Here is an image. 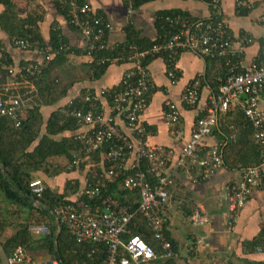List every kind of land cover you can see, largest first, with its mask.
I'll return each instance as SVG.
<instances>
[{"label":"built area","instance_id":"built-area-1","mask_svg":"<svg viewBox=\"0 0 264 264\" xmlns=\"http://www.w3.org/2000/svg\"><path fill=\"white\" fill-rule=\"evenodd\" d=\"M127 1V0H122ZM212 9L207 19H194L188 15H176L167 18L173 31L163 37L147 51L135 53L130 59L133 65L121 79V89L112 96L111 111L107 116L99 107L98 97L87 94L82 100V109L76 100H69L60 113L71 117L76 127L88 128L86 134L76 137L86 153H94L106 148L103 161L107 163L104 171L98 175L94 183H89L83 192L89 201L94 203H70L56 208L54 215L60 224L73 235L78 245H90L86 260L79 264H150L157 259L174 257L173 246L165 234L168 220L165 216L170 200V191L174 180L167 169L173 158V150L164 146H151L146 141V130L140 123L141 114L147 109L149 99L156 87L150 79L145 66L146 59L157 55L166 57L167 76L172 84L178 80V57L183 52H190L203 59L221 58L227 60L230 72L218 89L209 98L206 114L200 118L192 131L190 139L182 148L174 164L178 170L200 169L201 181L210 180L217 170L224 166L222 146L208 148L205 139L212 135L219 123V116L232 107L241 109L253 130V143L258 147L259 163L243 170L242 178L229 189L228 212L235 220L238 212L245 207L251 193L263 182L262 168L264 164V43L260 55L248 67H241V54L245 46L253 43L248 35L239 38V51L233 52V37L222 20L221 0H204ZM253 4L245 0H236L237 14L251 11ZM70 24L79 30L87 42L86 54L94 62L95 51L109 48L107 34L111 28L108 21L96 13L88 2L78 3L70 0L68 10ZM257 22L264 25V13ZM16 47L24 50L33 45L28 40L15 39ZM67 49L62 44L54 50H40L45 56L42 64L27 63L18 71L22 83L28 90L25 93L11 92L2 89L0 92V117L8 118L15 128H20L27 110L33 102L36 82L46 67L61 50ZM118 62L114 59L112 63ZM10 69L9 73L13 74ZM205 74H199L184 90L180 101L188 108H195L203 85ZM105 91L99 95L104 97ZM125 124L128 132L124 133L118 120ZM165 118L169 127H175L181 120L178 105L167 100L165 102ZM180 137L179 132H175ZM82 160L77 156L70 163L74 169ZM195 181V180H194ZM118 182L122 191L134 192L138 197V206L122 202L113 195H104L106 187ZM197 182V180L195 181ZM29 189L35 196L45 191L42 180L30 182ZM137 215L146 221L154 239L160 246L157 254L152 246L139 236H131L124 240L128 226ZM192 222L196 226L206 225L207 216L195 212ZM48 225H31L30 233L35 238L50 234ZM258 252H261L259 249ZM45 257L31 254L23 247H17L8 255H0V264H64L56 253Z\"/></svg>","mask_w":264,"mask_h":264},{"label":"crops","instance_id":"crops-1","mask_svg":"<svg viewBox=\"0 0 264 264\" xmlns=\"http://www.w3.org/2000/svg\"><path fill=\"white\" fill-rule=\"evenodd\" d=\"M13 1L20 17L26 18L29 14L41 17L35 31L46 47L50 48L52 38L57 34L70 48L64 59L53 65L51 73L54 79L61 80L64 85H71L67 97L54 106L39 107L34 102V96L29 107L30 109L36 106L40 110L44 124L42 134H46V124L54 111L65 106L69 100H77L84 109L81 100L89 93L98 97L99 107L96 111L101 110L105 115H111V102L107 96L114 90L121 89L122 76L133 65L130 62L122 64L114 62L99 80H91L92 60L86 54L87 42L80 31L69 24L59 10L56 0ZM83 1L88 2L96 13L110 24L111 28L107 34L109 47L125 42V29L129 25L139 31L141 39L155 41L158 37L157 15L161 11L181 10L194 19H207L212 14V9L204 0H157L135 10L122 0ZM245 1L252 3L254 8L247 11L246 16H242L237 14L236 0H221V17L233 37V52L239 51L238 40L241 36L248 35L253 39V43L245 46L242 51L239 62L241 67H248L258 58L264 43V25L257 22L258 17L264 13V0ZM3 11L4 7H0V15ZM15 39L0 26V60L7 55L13 62L8 71L10 69L14 71L13 74L9 73L4 84H0V92L2 89H8L21 93L27 87L22 83L16 70L27 63L42 64L45 61V56L40 50H23L16 47L13 44ZM178 68V80L172 84L167 76L166 62L162 57L154 59L147 66L156 89L149 99L147 109L140 116V123L147 132L146 141L149 145H160L173 150V158L167 172L172 174L174 184L170 191L168 206L165 208V216L168 220V235L177 245L174 257L157 259L150 264H264V252H251L247 247L248 242L264 234V164L262 185L251 193L247 204L238 212L234 221L228 212L229 189L241 180L243 170L227 165L225 156L228 157V163H231L236 158L251 160L254 153L250 150L249 143L248 147L244 145L247 138L252 143L253 136L252 132L244 135L245 130L250 132V129L243 126L241 109L237 107L230 113H222L217 128L205 139L208 148L222 146L224 151V166L219 168L210 180H200V169L188 171L174 167L179 153L191 137L196 122L206 114L209 98L214 93L209 78L214 79L222 71L218 61L211 62L190 52L179 55ZM199 74H205L206 83L200 92L196 107L188 108L181 103L180 98L186 87ZM102 91L106 92L104 97L99 96ZM167 100L175 102L181 112V120L175 127H169L166 122ZM117 120L123 132L127 133L125 124L118 117ZM88 131L86 127H76L72 131L57 135L54 139L60 140L63 137L76 139ZM175 132H179L180 137H176ZM235 151H239L238 157L233 153ZM52 161L64 164L63 159L59 157ZM85 167L81 166L74 170L64 165V170L56 172L53 177H48L42 172L34 175L42 179L48 187L62 193L70 181L80 182L82 188L86 186L87 172L94 171L95 166L87 161ZM56 170L55 166L54 169L51 168L50 173ZM195 212L204 213L208 223L202 226L194 225L192 216Z\"/></svg>","mask_w":264,"mask_h":264},{"label":"trees","instance_id":"trees-1","mask_svg":"<svg viewBox=\"0 0 264 264\" xmlns=\"http://www.w3.org/2000/svg\"><path fill=\"white\" fill-rule=\"evenodd\" d=\"M76 1L78 3L84 2L83 0ZM155 1L157 0H127L125 3L135 10ZM56 2L59 10L66 17L67 21L70 22V18L68 16L70 0H56ZM0 7H4V11L0 15V26L6 32L16 39L28 40L31 44H35L28 50H41L43 48H48L42 41H40V38L35 31L36 24H38L39 20H41V17H36L32 14H29L26 18L20 17L13 0H0ZM247 14L248 12L246 10L241 13L242 16H246ZM176 15H188V13L181 10H165L158 13V37L155 41L141 39L139 31L135 30L131 25L127 26L125 29V42L118 44L115 47H109L103 51L93 52L92 56L94 58V62L90 66L93 73L90 79L99 80L106 73L108 67L112 64L114 59H117L120 64L129 62L131 57H133L135 50L138 52L147 51L156 43L163 41V37L173 31L166 19ZM71 26L74 27L73 25ZM62 44L67 43L64 39H60V37L55 34L52 38V44L49 49L54 50ZM132 48H135V50ZM69 51L70 48L67 44V49L61 50V52L55 56L46 67L43 68L41 74L39 75L36 82V92L34 93V102L38 104L39 107L54 106L63 98L67 97L71 85H64L61 80L54 79L51 73L54 68L53 65L64 59ZM159 57H162L166 62L165 56L157 55L154 58L149 57L146 59L144 62L145 66L147 67L154 59ZM208 60L211 62L218 61L220 63V69H222L219 76L217 75L214 79L212 78V80L209 78L212 89L214 93L217 94L219 87L222 85L223 81L230 72V66L227 65L226 59L215 58ZM11 65L13 66L12 60L7 55H4L0 60V84H4L6 78H8V68ZM119 90L120 89H117L116 91L114 90L109 93L107 98L110 102L112 101V96ZM27 91V89H24L21 93H25ZM235 108L231 107L226 113H230ZM59 109L51 114L49 121L46 124V134H42L44 125L43 119L39 108L36 106L27 110L26 117L24 118L20 128H15L13 123L8 118L0 117L1 256L8 255L17 247H23L31 254L45 258L54 254L55 251H58L64 264H79L80 262L86 260L87 252L91 249L90 245L76 244L73 239V235L63 224H60L58 243L55 245L54 237L57 233L58 226L55 220L54 212L56 208L61 205L87 202L97 204L99 201L87 200L84 192L82 191L86 186L82 188L80 186V182H67L63 192L61 193L48 187L42 179H39L34 175V173L42 172L48 177H53L56 172L59 173L64 170V165L69 166L74 160V157L77 156L79 160H82V162L79 163L74 170L81 166L86 168L85 164L87 161L95 166L94 171L90 172L89 170L87 172V185L89 183H94L96 178H98V175H100L107 167V163L103 161L106 148H102L101 150L89 154L86 153V148L77 139L72 137L71 139L68 137H63L60 140L54 139L57 135L72 131L76 128L74 119L61 114ZM242 116L244 118V128L248 127V130L250 129V132L245 130L244 135L252 132L253 136V130L249 122L243 113ZM230 143L231 139L229 141V145ZM248 143L250 144V150L254 152L251 160L244 161L241 158H236L233 159L231 163H228V157L225 156L226 164L229 166H235L240 170H244L258 164V147L254 145L253 140L251 143L247 138L244 145H247ZM245 147H248V145ZM238 152H233L236 154V157L239 155ZM226 153L227 149L225 151V154ZM58 157L63 159L64 164L54 163L52 161V159ZM57 164L60 165L57 166ZM55 166L57 170L54 173H50L51 168L54 169ZM34 180H42L45 185V191L41 196L33 195L29 189L30 182ZM118 184V182H114L113 184L108 185L103 191L104 195H113L119 198L122 202L131 204L135 209L138 206L137 195L134 192L120 190ZM35 202L38 205H35ZM31 225H48L51 229L50 234L40 238H35L29 231ZM9 227L12 228V231L7 235ZM167 227L168 225L165 228V234L171 242L175 252L177 245L176 242L168 235ZM131 236H139L147 244L152 246L157 254H159L160 246L154 239L150 228L141 215H137L130 223L127 233L124 234L123 239L126 240ZM247 247L251 252L258 251L259 249L261 252H264V234L257 239L248 242Z\"/></svg>","mask_w":264,"mask_h":264},{"label":"water","instance_id":"water-1","mask_svg":"<svg viewBox=\"0 0 264 264\" xmlns=\"http://www.w3.org/2000/svg\"><path fill=\"white\" fill-rule=\"evenodd\" d=\"M35 205H38V204L35 202ZM55 220H56V223H57V226H58V230H57V233H56V235L54 237V243H55V245H57L58 236H59V233H60V223L58 222V220L56 218H55ZM56 253L59 254L58 251H56Z\"/></svg>","mask_w":264,"mask_h":264},{"label":"rangeland","instance_id":"rangeland-1","mask_svg":"<svg viewBox=\"0 0 264 264\" xmlns=\"http://www.w3.org/2000/svg\"><path fill=\"white\" fill-rule=\"evenodd\" d=\"M81 189H82V188H81ZM82 191H83V190H82ZM11 231H12V228H11V227H9V228H8V230H7V235H8V234H10V233H11ZM33 237H34V236H33ZM0 251H2V250H1V245H0ZM43 259H46V260H48L47 258H43Z\"/></svg>","mask_w":264,"mask_h":264},{"label":"clouds","instance_id":"clouds-1","mask_svg":"<svg viewBox=\"0 0 264 264\" xmlns=\"http://www.w3.org/2000/svg\"><path fill=\"white\" fill-rule=\"evenodd\" d=\"M84 190V189H83Z\"/></svg>","mask_w":264,"mask_h":264}]
</instances>
